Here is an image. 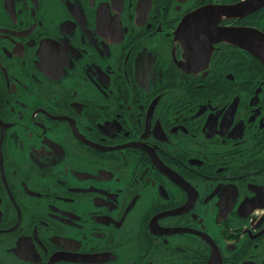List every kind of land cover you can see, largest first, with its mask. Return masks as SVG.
<instances>
[{"label":"flooded vegetation","instance_id":"af4514ba","mask_svg":"<svg viewBox=\"0 0 264 264\" xmlns=\"http://www.w3.org/2000/svg\"><path fill=\"white\" fill-rule=\"evenodd\" d=\"M257 39L264 0H0V264H264Z\"/></svg>","mask_w":264,"mask_h":264},{"label":"water","instance_id":"95a60500","mask_svg":"<svg viewBox=\"0 0 264 264\" xmlns=\"http://www.w3.org/2000/svg\"><path fill=\"white\" fill-rule=\"evenodd\" d=\"M257 44H259L260 46H257V45H254V44L251 45V46L253 47L254 51L257 52L258 56L262 57V56H264V40H258L257 39ZM246 45L248 46L249 43H247Z\"/></svg>","mask_w":264,"mask_h":264}]
</instances>
